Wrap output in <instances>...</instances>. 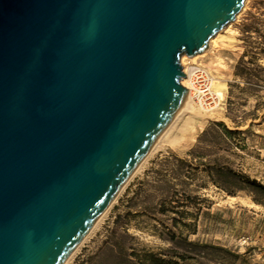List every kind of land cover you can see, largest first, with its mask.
I'll return each instance as SVG.
<instances>
[{"label": "water", "instance_id": "95a60500", "mask_svg": "<svg viewBox=\"0 0 264 264\" xmlns=\"http://www.w3.org/2000/svg\"><path fill=\"white\" fill-rule=\"evenodd\" d=\"M247 1L0 0V264H64Z\"/></svg>", "mask_w": 264, "mask_h": 264}, {"label": "rangeland", "instance_id": "374dc122", "mask_svg": "<svg viewBox=\"0 0 264 264\" xmlns=\"http://www.w3.org/2000/svg\"><path fill=\"white\" fill-rule=\"evenodd\" d=\"M250 27L261 37L252 34L250 43L264 44V0H248L209 54L183 64L195 72L193 108L170 136L181 147L171 148L167 140L159 145L72 264H102L91 260L115 226L127 232L133 240L128 247L139 254L173 252L189 258L182 263L170 255L179 264H264V194L236 191L219 174L232 170L264 187V72L255 71L250 80L234 77L241 58L250 52L244 34ZM256 67L264 71V59L251 70ZM217 82L226 87L223 101L211 88ZM186 119L203 123L189 143L183 134ZM215 124L239 135L226 137L212 130ZM161 205L168 212L159 213ZM176 207L180 218L171 214ZM168 233L183 241L182 247L171 244Z\"/></svg>", "mask_w": 264, "mask_h": 264}, {"label": "trees", "instance_id": "16d2710c", "mask_svg": "<svg viewBox=\"0 0 264 264\" xmlns=\"http://www.w3.org/2000/svg\"><path fill=\"white\" fill-rule=\"evenodd\" d=\"M251 20H253V25L256 26L257 24L255 23V19L251 17ZM244 34L246 35L245 43H247V47H249L250 52H246L241 58L235 70L234 77L236 79L250 80L256 77L254 76L255 71L264 72L259 67H256V70H251V67H255L256 63L260 59H264V44L250 43V41L252 40L250 36L252 34H258L259 36L257 30L252 29V27L247 28ZM247 58H249L248 62L245 61ZM212 130H220L226 137L239 135L237 134V132L228 131L222 124L213 125ZM219 174H221L224 180L231 185V188L238 187L235 188L236 191L251 189L264 194L263 186L258 184L256 181L250 180L244 175H239L232 170H221L219 171ZM225 193L228 196L232 197L235 195V191L230 192V190H225ZM179 208L180 207H176L170 210L171 214L176 215L178 218L182 216V213L178 211ZM168 210L169 208L167 209L166 206L161 205L159 213L165 214L166 212H168ZM173 223H176L175 219L173 220ZM107 236L108 237L106 241L103 243L98 254L94 258H92L91 262H101L102 264H179L173 259H170V255H175V257H177L176 259H179L182 263L189 261V258H187L185 255L178 256L173 252H167L164 255H155L153 253L143 251L141 254H139L135 250L128 247V243L133 242V240L128 236L126 231L121 232L117 226H115L112 231L108 232ZM167 238L168 241L175 247H182L181 244L183 243V241L178 242L174 234L168 233Z\"/></svg>", "mask_w": 264, "mask_h": 264}, {"label": "bare ground", "instance_id": "6f19581e", "mask_svg": "<svg viewBox=\"0 0 264 264\" xmlns=\"http://www.w3.org/2000/svg\"><path fill=\"white\" fill-rule=\"evenodd\" d=\"M223 33L219 34L215 39L211 40V42L209 43V48H208V50L206 52H204L202 54H199V55H197V56H195L193 58H186V57H183L182 58L181 64H182V67H183L182 69H183V74L185 75V79L182 81L181 85L188 92V99H187V102H186L185 106L180 111L179 115L176 117V119L173 122V124L165 131V133L163 134V136H162L161 140L159 141V143L154 147V149L149 153V155L140 163V165L137 167V169L130 176V178L126 182L125 186L122 188V190L116 196V198L108 206V208L102 214V216L97 221V223L95 225H93V227L87 232V234L84 236V238L82 239V241L80 242V244L75 248V250L66 259V261L64 262V264H72V262H73V260H74V258L76 256V254L78 253V251L87 242V240L90 238V236L97 230L98 226L100 225V223L102 222V220L104 219V217L111 210V208L115 205V203L120 198V196L122 195V193L125 191V189L128 187V185L131 183V181L140 172V170L142 169L143 165L155 153V151L157 150V148L159 147V145L161 143H163L164 141L167 140V144L169 145V147L175 148V149L181 147V145H182L181 141H179V139H177V138H171L170 136H171V133L173 132V130L175 129V127L177 126V124L179 123V121H181V119L185 115H187L191 111V109L193 108V101H192V99H193L192 98L193 97L192 95L193 94H192V91H191V87H192L191 79H192V75L195 72V70H192L187 65H183V64L186 61L195 62L198 59H201V58L205 57L207 54H209L211 52V50L220 42V40L222 39V34ZM211 88L213 89V92L215 93V95H217V97L219 99H221V101H223L224 94L226 93V87H225V85H220L217 82V83L212 84L211 85ZM185 125L186 126L183 128V130H184L183 131V134L185 135V139H186L185 142L186 143H189L193 139V136L195 135L196 131L203 126V123L202 122L194 123L191 120L186 119Z\"/></svg>", "mask_w": 264, "mask_h": 264}]
</instances>
